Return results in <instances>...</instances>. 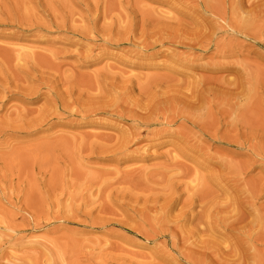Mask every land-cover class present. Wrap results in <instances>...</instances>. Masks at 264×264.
I'll use <instances>...</instances> for the list:
<instances>
[{"label": "rangeland", "instance_id": "obj_1", "mask_svg": "<svg viewBox=\"0 0 264 264\" xmlns=\"http://www.w3.org/2000/svg\"><path fill=\"white\" fill-rule=\"evenodd\" d=\"M47 1L0 0V11L3 9L4 16H12L9 18L14 21L1 16L0 46L39 48L38 51L32 49L35 53H48L41 52V47L43 51L57 50L51 60L52 67L43 68L46 70L43 73L36 72L32 66L23 67L21 62L4 61V84L8 82V85L0 105V124L4 125L0 140V264H224L226 258V264H233L236 257L231 260L228 255L225 257L228 252L229 257L232 255L233 232L223 233V229H218L220 235L212 234L199 225V245L198 238H191V242L190 238L184 239L185 231L195 223L177 225L173 220L192 194L212 193V198L201 208L210 211L209 214L222 211L226 200L245 201L247 193L241 189V180L236 179L264 180L263 156L243 153L233 159V162L250 161L254 156L257 159L252 167L249 164L244 172H239L229 165L224 167L230 158L228 150L215 142L196 139V145L209 147L208 154L189 149L187 154L194 158L178 156L175 164L188 169L182 175L168 155L173 152V144L182 148L184 142L176 137L152 138L150 132L159 131V125L142 126L141 139L128 144L125 153L114 155L109 150L117 139L139 125L130 114L146 115L160 100L165 101L176 93L192 98L190 82L212 81L232 93L239 85L252 84V78L243 72L242 56L262 69L264 52L252 48L262 55L257 56L248 53L245 46L242 54L246 56L240 55V50L233 58H219L212 47L211 51L209 48L194 53L198 58L194 63L204 68L178 67V59L190 52L186 46L165 43L157 56H150L151 52L145 48L159 21L173 16L182 23L188 22L180 14L170 13L167 5L151 0H121L119 5L116 3L117 7L105 9L104 0H50V5ZM169 1L175 3L176 0ZM178 4L185 7L183 3ZM51 19L65 21L68 30L58 28ZM42 21L50 27L46 28L47 24ZM19 23H24L23 27L30 26L20 29ZM36 24L42 27L38 29ZM92 24H95V33L71 35ZM238 42L244 43V40ZM213 61L232 62V66L214 70ZM97 71L102 72L100 76ZM250 73L257 71L252 69ZM48 74L57 79L54 91L42 87L36 96H31L32 100L26 99L29 97L22 91L28 87L39 89L37 78ZM159 79L163 80V85H158ZM17 87H21V91L16 90ZM1 91L0 96H3ZM198 91L202 92L201 87ZM56 97H64L65 106H69L67 110L71 112L67 115L60 112V117L50 114L48 121L61 120L68 123L67 126L47 125L43 131L9 133L11 128L23 129V125L39 119L44 112H55ZM232 102L214 98L210 113L215 117ZM239 102L241 109L225 117L227 125L221 127L222 133L227 132L230 125L251 118L252 103ZM263 103L259 101L257 105L264 116ZM91 106L98 108L88 114L87 125L83 117L74 113ZM180 109L178 106L170 108L166 122L173 121L172 130L182 129L189 135H198L197 125L207 119V112L185 118L180 115ZM241 113H245L246 118H239ZM83 134L107 136L112 140L82 138ZM196 162L203 164V168ZM203 175L213 176L215 180L201 182L198 176ZM235 183L239 184L237 190ZM170 186L176 202L166 212L160 206L169 195ZM197 198L199 196L192 199ZM250 205L245 211L246 220L252 221L260 214L264 219V194L254 197ZM194 207V212L199 210V203ZM241 211L243 213L244 209ZM234 215L231 207H227L226 215L222 211L219 221L214 223L221 222L220 218L229 221ZM198 217L202 224L209 220L207 215ZM202 239L209 247L203 248ZM256 247L263 248L262 245Z\"/></svg>", "mask_w": 264, "mask_h": 264}, {"label": "bare ground", "instance_id": "obj_2", "mask_svg": "<svg viewBox=\"0 0 264 264\" xmlns=\"http://www.w3.org/2000/svg\"><path fill=\"white\" fill-rule=\"evenodd\" d=\"M151 1H157L162 4L167 5L170 8V13L174 11L175 13L180 14L181 16L185 17V19L187 18L188 22L182 23L180 22L181 21L180 19L179 21L176 18H173V16L172 17L168 16L166 17V20L159 21L155 25V28L150 34L151 35L149 37V39H151L150 43L149 44L146 43L147 45L145 46L146 50L148 52H151L150 56H157L158 54H160L159 51H161V49L165 46V43L179 44V45L182 44L186 46L190 50V52H188V54L185 53L187 54V56L183 54L184 58L178 59L180 61L176 60L178 61L177 62L178 67L196 69L198 67L199 68H204V67L194 63L195 62L194 60L196 59L194 53L197 52L196 54H198L201 51H205L209 48L211 51L212 47H214L215 49L214 55L218 56L219 58H229V57L233 58L237 56L240 50L241 51L239 52V54L245 55V54H242V50H244L242 48H244L245 46H248V49H246L248 53H254L257 56H262V55L256 52L255 49H252V48L256 47L258 49H261L264 52V0H176L175 3H172L169 0H151ZM104 2H105L104 8L110 9L113 7H117L116 3H118L119 5L122 1L121 0H104ZM1 3L2 2H0V4ZM178 3L185 4V7L180 6ZM46 4L50 5L51 4L50 0H48ZM1 8L2 7H0V9ZM187 8H188V11H186ZM2 11L3 9L0 11L3 14L4 11L3 12ZM2 14L0 15V20H2L1 16H3V19L7 18L5 17L6 15L4 16V14L3 15ZM9 17L11 18L12 16L8 15V18ZM201 17L204 18L201 21L202 23L198 21ZM7 21L9 22V20ZM11 21L12 20L10 19V22ZM42 22H45V21H42ZM54 23L56 24V26H58V28L61 27L62 29L66 28L68 30V27L66 26L65 21L59 22L55 20ZM46 24H47L46 28L50 27L48 26L49 23H46ZM20 25H21L20 29L30 26L27 24V26L23 27L22 25H24V23H21ZM41 25L39 27H42ZM94 29H95V24H92V26H88V27L85 26V28L77 29L75 32H72L71 35L75 34V35L83 36L89 33L90 31L95 33L96 31ZM239 39L244 40V43L238 42ZM33 48L25 47V46H19L18 48L12 46L11 48L10 47L6 48L4 45L0 46V89L2 90L1 92H3V96H0V105H2L4 102V90L7 89V85H8V82L4 84V63L5 62L7 61H15L17 63L21 62L23 67L24 65L26 66V68H29L32 66V68L36 72L42 71V73L46 71V70H43V68L52 67L51 60L53 59L52 57H55L57 55V50L55 51V50L49 49V51L48 50L43 51L41 47V52H48L49 54L48 53H35V51L32 50ZM34 49L36 50V47ZM45 49L46 48H44V50ZM38 50L39 48L36 51ZM199 50L200 52H198ZM89 53L90 51L87 52V55ZM200 55H203V54H200ZM242 58H243L242 61L244 63L243 72L246 71L247 75L252 78L253 80L252 84L248 83L245 86L239 85L236 88L238 90L232 93L228 91L224 86L213 83L212 81H208V83H204L203 82L204 80L198 79L199 77L195 78L196 80L198 79L199 82L194 81L188 84L189 89L192 90V93H193L192 98L190 96L181 95L180 93H176L173 97L168 98L165 101L160 100L161 102L157 103L154 107H152L149 112H146V115H140V114L135 115V114H130V112L127 113V114H130L129 116H131L134 120H136L139 125H137L135 128H132L130 132L124 134L122 139H117L116 142L114 143V146L111 147L109 152L113 153L114 155L115 154L121 155L123 152L125 153V151L127 150L128 144L133 143V141L137 142L141 139L139 137L141 136L142 126L159 125L161 127L159 131L150 132V136L152 138L164 139L168 136L172 138L176 137L178 140H181L184 142V146L182 148H180L176 144H173V152L170 154L168 153L169 154L168 156L170 157V160L173 162V164L178 163L177 158L180 155L185 156L189 159L194 158L187 154L189 149H193L191 151H202L204 154H208L209 147L203 148V146L199 144L196 145L197 142L194 141L196 139H203L207 141L208 143L215 142L219 144L221 148L226 149L230 152V158L228 159V161L226 160L225 162L226 165H224V167H227V165H229L230 168H234L236 170L238 169L239 172H244L249 167V164H250V167H252L257 160V159L255 160V156L252 157V159L250 156L251 160L249 161L248 159L247 161H244V162H240L237 160H234L235 162H233V159H237V157L243 156V153H249L250 155H256V156L259 155V156L264 157V116L261 112L260 106L257 105L259 101L262 103L264 102V78H261L262 75H264V68L261 69L257 65H252L250 63V60L246 57L242 56ZM30 63H33V64H30ZM231 63L232 62L223 63V62L213 61L211 64L213 66L212 68L214 70H217V69H223V68L228 69L229 67L232 66ZM178 67L175 66L177 70H178ZM252 69H255L257 73L251 74L250 71ZM97 73H98L97 76H100L102 72L97 71ZM37 81L39 84V89L28 87L22 91L23 93H25L24 94L25 97H29L26 99L32 100L33 97L31 96L33 95L36 96L38 92H40L42 87H46L49 91L53 92L56 87L55 84L57 83V79L54 77L53 74H48L40 78H37ZM158 83H159L158 84L159 86L163 85V80L159 79ZM214 85H216L217 87L213 88ZM200 87H201L202 92L198 91ZM258 88L263 89V91L256 92ZM21 89H22L21 87L16 88V90H20V91ZM194 91H196L197 94H195ZM252 93H257V95L252 94ZM210 96H213V97L211 98ZM214 98L225 99V100L233 101V102L229 103L225 110L220 109V111L216 113V116L214 117V114L210 113L211 106H212L211 104H213ZM239 100H246L247 103H252L253 107H251L250 110L248 108L251 118L244 119L246 118L247 115L245 113H241L239 118L244 119V120L239 121L238 124L234 123V125H230V128L228 129V131L222 133L220 131L221 127L223 125H227L224 122L225 117L226 116L230 117L231 114L235 113V111H237L238 109H241L242 103H240ZM65 103H66V100L64 97H59V98L56 97L54 99V105L56 106L55 112H50V113L44 112L39 119H36L34 121L30 120L25 125H23L24 126L23 129L11 128L9 129L10 131L9 133L12 135H17L18 133L21 134L24 131H29V130L36 131V132L43 131L47 129L46 128L47 125H50V127L53 125H57V124H60V126L61 125L67 126L68 123L67 124L61 123L62 122L61 120L60 122L57 121V123L56 121L53 123H49L48 121V118L50 116L52 117V115L50 114H55V115L58 114L57 116L60 117V114H59L60 112H64L66 113V115L68 114L67 112H71L67 110L69 106H65ZM99 106L101 107V105ZM173 106L180 107L181 108L180 111L182 112L180 113V115H183L185 118H188L190 115H193V114H201L204 111L207 112L208 114L207 119L202 120L200 122V125H197L198 135H189L182 129L178 131L171 129V125L173 121L170 120L169 122H166V120L168 117L167 113L169 109L172 108ZM262 106H264V103L262 104ZM96 108L98 107L97 106L86 107L84 108V110L83 109L79 110L74 114H79L81 117H83L82 119V121H84L83 123L88 125V122H86L88 114ZM107 109L109 108L107 107ZM64 113H61L62 117L65 116ZM62 114H64V116ZM261 118L263 119L262 122H260ZM70 119H73V118L70 117ZM255 122H260V123L254 124ZM3 135H4V125L0 124V140H2L1 138ZM86 137L87 138L96 137L98 139L100 138L104 140H112V138L107 137V136L98 137V135L96 134H92V135L83 134L82 135V138H86ZM88 145H90V142L88 143ZM195 164L203 168L202 166L203 164H201L200 162H196ZM175 166L180 170L179 173L182 175L188 172V169L186 167H183L182 165L175 164ZM198 179L201 182H205V181L211 182L215 180L213 176H207V175L198 176ZM236 180L237 181L241 180L240 184L243 187V188L241 187V189L242 191H244V193H247V195L245 197V201L243 202L238 201L239 198H236L231 201L226 200L227 205L226 204H225L226 206L222 205L223 206L222 211L223 213H225V215H226L227 207H231V211L235 212V215L232 217L231 220L227 221V219L222 220L220 218L221 222L214 223V221L217 222L216 220L219 221V216L222 213V211L209 214L210 211L206 212L205 210L201 209L202 206L206 204L212 198L211 197L212 193L209 192L208 194H205L206 193L205 191V193L202 196L198 194H192L190 197L191 200L187 203L186 201L184 202V204L181 206L179 210V213L175 216V219L173 220V222L177 223V225L181 223H185V222L190 223V224L195 223V226L185 231L184 239L185 237L188 238L187 240H189L190 238L189 241L191 242L193 241L191 240V238L193 237H195L194 239L198 238L199 243L198 242L196 243L199 245H200L199 225L204 226L203 227L204 230L206 229L210 231L212 234L216 233L217 235L221 234L220 232L221 230H218V229H223L222 230L223 233L226 232L227 230L231 231L233 232L232 234L235 236L233 239H231L232 244H231L230 253L232 255H230L229 257V252H228V254L226 253L225 257H227L228 255V259L230 260L231 258L236 257L235 259L232 260L233 264H264V219L261 218L262 215L260 214L259 216H257V218L255 217V219H253L252 221H247L246 220L247 216L245 214L246 209L249 206L251 208L250 204L253 198L261 197L264 194V180L261 178L260 179L257 178L256 180L255 177L252 178V180L248 179L245 182L243 181L244 178L243 180L242 178H239V179L237 178ZM190 182H193V181H190ZM233 186L236 187V190H237L239 184L235 183L233 184ZM168 190H169V195L164 198L163 203L160 206L161 210L166 211V212L172 209L173 206L175 205L174 202H176L175 196L173 195L172 186H170ZM198 196L199 198L192 199ZM198 203H199L200 209L197 210L198 212L197 211L194 212V208H195L194 206L197 207ZM242 208L244 209L243 213L241 211ZM229 212L230 211H228L227 215L229 214ZM236 213H240V214H236ZM199 215L202 217L203 215H207L209 218L208 222H203L202 224V222L200 221L201 219L198 217ZM169 229H171V227H168V230ZM203 240L204 239H202V241ZM231 241L228 243H231ZM205 243L206 242L203 243L204 244L203 248L205 245L209 247V245ZM258 245H262L263 247L262 250H259L256 247ZM214 246L216 247L217 245L215 244ZM218 246L219 248L217 247L216 248L218 250H222L220 249V245ZM226 246H229V244ZM199 247L201 249V246ZM203 248L201 250H204ZM225 260L227 261V258ZM226 261L224 262V264H226ZM230 262L231 261L227 263H230ZM204 263L205 262H203V264ZM211 263L213 262H210V264Z\"/></svg>", "mask_w": 264, "mask_h": 264}]
</instances>
